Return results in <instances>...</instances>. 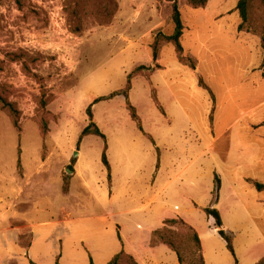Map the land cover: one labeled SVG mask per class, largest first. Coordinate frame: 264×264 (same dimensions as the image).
Wrapping results in <instances>:
<instances>
[{
	"label": "crops",
	"instance_id": "0c3cea01",
	"mask_svg": "<svg viewBox=\"0 0 264 264\" xmlns=\"http://www.w3.org/2000/svg\"><path fill=\"white\" fill-rule=\"evenodd\" d=\"M237 5L224 1L220 7L212 6L209 0L199 20L185 24L183 46L198 60L196 70L181 64L170 44L163 46L154 62V39L142 41L146 56L141 64L160 66L153 75L161 103L172 117L169 123L154 119L166 126L164 133L154 120L145 129L156 145L131 125L128 134L122 126L107 134L111 196L109 185L93 178L98 169L109 183L107 168L81 158L69 190L59 188L52 200L44 183L0 180V264H109L122 251L138 264H180L168 246L151 244L153 233L167 219L179 218L198 233L205 264H236L215 220L204 211L212 205L216 176L221 188L214 208L224 229L234 236L239 264H259L264 259V190L256 187L264 185V53L257 36L239 34ZM174 29L172 23L165 34L172 35ZM223 34L226 38L218 42ZM217 47L233 50L246 66L244 80H238L243 95L234 101L220 98L212 117L209 94L196 80ZM195 99L203 105L200 119L190 114L198 106ZM228 117L232 120L224 121ZM193 134L202 141L200 153L188 147ZM180 135L185 137L179 141ZM187 135L191 137L186 143ZM43 153L40 150L39 158L44 166ZM34 189L40 191L36 196L30 193ZM23 235L31 237L27 248L21 245Z\"/></svg>",
	"mask_w": 264,
	"mask_h": 264
},
{
	"label": "rangeland",
	"instance_id": "374dc122",
	"mask_svg": "<svg viewBox=\"0 0 264 264\" xmlns=\"http://www.w3.org/2000/svg\"><path fill=\"white\" fill-rule=\"evenodd\" d=\"M224 1L239 2L211 0V5L220 7ZM174 2L0 0L1 181L7 177V181L20 184L44 183L51 200L59 188L63 187L67 192L73 174H68L66 169L72 168L74 172L80 158L82 162L96 161L93 165L104 166L98 157L104 148L101 138L88 136L78 144L82 131L91 121L105 136L108 133L111 136L118 126L128 134L131 125L156 145L153 135L145 129L157 117L165 118L168 123L172 117L161 103V91L153 75L156 69L148 77L141 75L133 79L130 102L136 109L141 126L134 121L125 98L116 97L94 105L92 120L87 110L97 98L126 86L129 74L145 59L142 41L149 36L155 39L159 32H169ZM177 4L184 24L188 20L197 22L198 16L204 13L203 9H193L186 0H177ZM157 24L161 25L160 28ZM205 27L207 25L204 24L203 30L207 31ZM244 33L259 39L264 35V0L251 3L248 23L239 34ZM225 38V34L219 35L218 42ZM195 60L198 67V60ZM243 61L237 59L233 50L217 47L202 65L203 76L197 75L196 81L209 94L212 117L217 114L216 107L222 103V98L234 101L243 95L238 83L243 79L241 75L246 66ZM201 81L211 89L214 100L201 86ZM154 94L160 106L156 104ZM196 101L198 106L194 105L190 114L192 117L196 114L200 119L203 105ZM2 102L14 111L3 108ZM231 120L228 117L224 121ZM158 121L155 123L160 124ZM159 128L163 133L166 130L162 124ZM191 135H187L184 142L187 143ZM184 137L180 135L179 141ZM191 145L195 154L201 152L202 141L196 136L191 144L188 142V147ZM218 147H222V143ZM40 150L44 151L43 161L47 162L44 166L39 158ZM157 151L160 165L158 147ZM93 178L99 184H108L110 196L113 194L112 180L106 182L100 170L97 169ZM30 193L36 196L40 191L34 189ZM173 230L177 233L174 240L180 246L184 263L200 264L199 254L187 236V230L181 226H175ZM30 240V236L23 235L21 245L27 248ZM120 264L130 263L124 260ZM259 264H264V259Z\"/></svg>",
	"mask_w": 264,
	"mask_h": 264
},
{
	"label": "trees",
	"instance_id": "16d2710c",
	"mask_svg": "<svg viewBox=\"0 0 264 264\" xmlns=\"http://www.w3.org/2000/svg\"><path fill=\"white\" fill-rule=\"evenodd\" d=\"M187 3L193 8V9H205L208 5L209 0H186ZM254 0H239L238 5H237V10L240 13V17L242 19V23L239 26V31L243 30L244 24L248 23L249 20V10L251 7V3ZM172 21L174 24V32L172 35H165L161 32H159L156 36L155 39L151 45V50H152V55L154 62H156L159 59L161 49L163 48L164 45L170 44L173 45L177 54V58L179 62L185 66H188L189 68L195 70L197 68V61L195 58L191 55L186 54L184 46H183V36L185 33V24L183 22L182 18V13L180 11V8L177 4V0H175L174 5H173V12H172ZM261 40V48L264 53V35L260 37ZM160 66L157 65L156 67L152 66H145V65H140L136 67L128 76L126 86L123 89L117 90L107 96H102L97 98L88 108L87 112L89 114V117L91 120L93 119V112L92 108L94 105L103 102V101H108L111 99H114L116 97H124L126 99V102L128 104L129 109L131 110L132 117L134 121L139 123V126H141L140 119L137 116L136 109L132 107L131 102H130V93L133 87V79L137 76H150L151 72H153L155 69H159ZM262 68H264V60L262 63ZM201 86H203L206 90L209 91L212 99L214 100V95L211 91V89L200 82ZM154 99L157 105L160 106V102L154 94ZM3 108H9L11 112L14 110L10 105H8L5 102H2ZM14 125L17 127V123H14ZM142 129V128H141ZM88 136H96L101 138L104 143L105 147L103 150L102 154V161L104 166L107 168L109 172V179H111V166L108 161V156H107V139L106 136L103 134V132L100 130V128L93 122L91 121L90 125L87 126L81 133L79 137L78 144L82 142V140ZM20 164V163H19ZM72 170V168H70ZM256 187L259 190H264V185L262 184H256ZM220 188H221V180L218 176L215 178V190L213 193V201L212 205L206 209H204L205 213L209 216L212 217L215 220V228L217 229L219 235L225 240L227 244V248L230 251V253L234 256L236 264H239V261L237 259L236 253H235V248H234V236L232 233L227 232L224 229L223 225V220L221 218L220 212L214 208V205L218 203L219 201V195H220ZM175 226H181L185 228L188 232V237L194 242V246L196 249V252L199 254V259H200V264H205V260L202 254V246H201V240L198 235V233L190 226L188 225L183 219H167L164 222V226L157 231L153 233L152 236V246H156L159 244H164L168 246L171 250L177 253L179 262L180 264H185L184 259L182 256V253L180 251V246L178 243L174 240V237L177 235V233L173 230V227ZM128 261L130 264H138L137 261L130 255H128L126 252L122 251L120 254L116 255L113 260L109 264H120L122 261Z\"/></svg>",
	"mask_w": 264,
	"mask_h": 264
},
{
	"label": "water",
	"instance_id": "95a60500",
	"mask_svg": "<svg viewBox=\"0 0 264 264\" xmlns=\"http://www.w3.org/2000/svg\"><path fill=\"white\" fill-rule=\"evenodd\" d=\"M77 154H78V153L75 152V153H74V156L77 157ZM66 172H67L68 174H69V173H71V174L74 173V172H73L72 170H70V169H66Z\"/></svg>",
	"mask_w": 264,
	"mask_h": 264
}]
</instances>
